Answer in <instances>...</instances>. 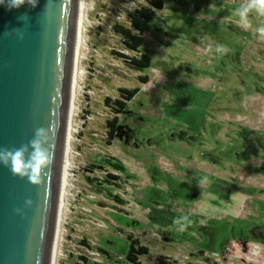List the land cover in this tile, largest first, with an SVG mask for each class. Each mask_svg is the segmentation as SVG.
Returning <instances> with one entry per match:
<instances>
[{"label": "rangeland", "instance_id": "374dc122", "mask_svg": "<svg viewBox=\"0 0 264 264\" xmlns=\"http://www.w3.org/2000/svg\"><path fill=\"white\" fill-rule=\"evenodd\" d=\"M164 2L141 47L151 67L138 71L113 53L133 55L111 27L128 25L147 0H81L70 187L60 195L55 264L79 255L91 264V252L101 262L129 264L128 233L150 248L141 264H158L160 256V264H197L196 247L209 253L205 264H220L225 246L243 238L264 248V42L238 27L234 10L242 0ZM261 19L252 17L253 28ZM217 43L228 54L205 51ZM134 87L140 92L109 145L105 121L114 114L104 99ZM102 159L121 162L130 177ZM185 215L192 223L179 231L173 219Z\"/></svg>", "mask_w": 264, "mask_h": 264}, {"label": "water", "instance_id": "95a60500", "mask_svg": "<svg viewBox=\"0 0 264 264\" xmlns=\"http://www.w3.org/2000/svg\"><path fill=\"white\" fill-rule=\"evenodd\" d=\"M79 18L80 0L0 5V148L27 144L43 127L54 154L39 185L0 164V264L51 263ZM13 28L23 40L6 35Z\"/></svg>", "mask_w": 264, "mask_h": 264}, {"label": "clouds", "instance_id": "9594fccd", "mask_svg": "<svg viewBox=\"0 0 264 264\" xmlns=\"http://www.w3.org/2000/svg\"><path fill=\"white\" fill-rule=\"evenodd\" d=\"M25 3L35 8L38 0H0V5H6L11 10L20 8ZM238 17L237 25L244 31L251 32L252 36L260 42H264V19H261L257 26L253 28L252 17L264 18V0H242L239 6L234 10ZM20 20L27 22L28 15L22 14ZM15 34L19 40H23L25 33L20 28H13L6 35ZM220 56L228 54L229 48L221 43L208 44L206 52H212ZM54 162V154L50 145V132L43 127L35 130L33 138L18 148H0V164L8 167L13 176H19L21 179H27L32 185H39L46 173ZM206 179V178H205ZM32 200L25 201L27 206L32 205ZM17 214L23 215L22 209H15ZM192 221L185 215L173 219V224L179 231H184L190 227Z\"/></svg>", "mask_w": 264, "mask_h": 264}, {"label": "trees", "instance_id": "16d2710c", "mask_svg": "<svg viewBox=\"0 0 264 264\" xmlns=\"http://www.w3.org/2000/svg\"><path fill=\"white\" fill-rule=\"evenodd\" d=\"M164 0H147V5H142L135 9L129 15L128 25H123L121 23H114L111 27L112 31L119 35L122 42V47L129 53H133V55H128L121 53L120 51H113L114 54L119 56V58L123 59V61L134 70L141 71L144 68H150L152 64V58L149 54L142 52L141 47L144 43V35L147 31L148 24L153 21L155 17V10H161L164 7ZM140 81L142 83H147L149 81V76L147 74L140 76ZM119 97L116 99H111L110 97H106L105 104L107 107H110L113 110V117L106 119L105 127H106V142L107 144H111V141L118 139L120 136L119 131L120 127L124 126L120 123V115L123 117L128 101L132 100L139 92L140 87L134 88H119ZM129 127V125H125ZM131 129L129 128L128 138L125 136L122 140L124 143H129V137L131 136ZM107 161L108 164L114 165L116 170L122 176L126 174L124 173L125 168L121 162L113 163L110 159H102ZM124 171V172H123ZM129 177V176H126ZM108 178L118 180L119 177L116 175H108ZM108 181V180H107ZM107 183H111L110 181ZM107 190V189H105ZM110 196H113L114 199L119 201L120 204H124L121 197L113 195V191L111 189L107 190ZM143 233V232H142ZM261 236V235H260ZM127 240H129V248L125 253V260L129 264H141L140 256L148 255L149 249L147 246L140 244L139 239L134 237L132 234H126ZM264 240V237H261ZM242 241H248L246 238H243ZM199 252L202 253L203 247H199ZM202 248V249H201ZM89 250H92L88 247ZM161 258H159V261ZM89 260L84 255H79L73 262V264H88ZM91 264H107L106 262H97L93 261Z\"/></svg>", "mask_w": 264, "mask_h": 264}, {"label": "bare ground", "instance_id": "6f19581e", "mask_svg": "<svg viewBox=\"0 0 264 264\" xmlns=\"http://www.w3.org/2000/svg\"><path fill=\"white\" fill-rule=\"evenodd\" d=\"M80 4H81V0H80ZM84 4V3H83ZM84 15V14H83ZM83 15H82V5H80V18H79V26H78V38H77V46H76V53H75V59H74V63L75 65L73 66V74H72V80H71V85H70V92H69V104H68V121H67V129H66V133H65V147H64V160H63V169H62V175H61V181H60V186H59V200H58V204H59V215H57V223H56V230H55V234H54V243H53V250H52V254H51V263L50 264H55L54 263V260H55V251H54V248H55V243H56V239H57V232L59 231V223L58 221H60L61 217V206H62V202H61V191L63 192L64 190V193L66 192L68 194V191H69V187H70V183L69 181H66V171H67V168H68V179H69V176H70V173H69V169H70V162H69V158H68V155H69V152H70V139H71V122H70V118L72 117V112H73V99H74V94H75V84H76V64H77V55H78V49H79V46H80V43L82 42V39H81V23H82V20H83ZM83 73V72H82ZM66 196V194L64 195ZM63 207V206H62ZM57 247V246H56ZM56 249V248H55ZM59 253V252H58ZM58 255V254H57ZM56 261V260H55Z\"/></svg>", "mask_w": 264, "mask_h": 264}, {"label": "built area", "instance_id": "2783aa9c", "mask_svg": "<svg viewBox=\"0 0 264 264\" xmlns=\"http://www.w3.org/2000/svg\"><path fill=\"white\" fill-rule=\"evenodd\" d=\"M227 256L226 258H222L220 260V264H237L235 263L236 260L240 261L242 257L241 264H264V260H262V254L264 248L257 242H251L248 247L246 248L245 252H242L241 249H236L231 251L230 247H226ZM93 255V260L97 262H101L99 260V253L91 252ZM241 254V255H240ZM208 253H204V256H208ZM185 258V255H182ZM202 264H205L204 262Z\"/></svg>", "mask_w": 264, "mask_h": 264}, {"label": "flooded vegetation", "instance_id": "af4514ba", "mask_svg": "<svg viewBox=\"0 0 264 264\" xmlns=\"http://www.w3.org/2000/svg\"><path fill=\"white\" fill-rule=\"evenodd\" d=\"M161 237V236H160ZM162 239H163V236H162ZM167 239H169L168 237H167ZM243 239H240L239 240V243L238 244H235V247H234V249H231V251H234V250H236V249H241V247L242 246H244V248H245V250H246V248L248 247V245L251 243V242H256V241H242ZM258 243V242H257ZM225 247H229V246H225ZM204 253H208V252H206V250H204L203 249V251H202V253L201 252H199L198 251V254L201 256V257H208V256H210V255H208V256H204ZM209 254V253H208ZM264 257V251H263V254H262V258ZM201 263H203V261L201 260L200 261ZM235 263H237V264H241V261H239V260H236L235 261Z\"/></svg>", "mask_w": 264, "mask_h": 264}, {"label": "crops", "instance_id": "0c3cea01", "mask_svg": "<svg viewBox=\"0 0 264 264\" xmlns=\"http://www.w3.org/2000/svg\"><path fill=\"white\" fill-rule=\"evenodd\" d=\"M120 175H121V174H120ZM123 177H126V176L123 175ZM129 177H130V176H129ZM128 180H129V181H127V182H128V185H129V183L132 182V181H131L130 179H128ZM128 185H127V186H128ZM135 207L137 208L136 205H135ZM142 232L147 233L146 231H142ZM154 234H155V233H154ZM155 237H157V236H155ZM157 238H158V237H157ZM246 240H247V239H246ZM140 244H141V243H140ZM178 244H179V243H178ZM169 246H170V244H169ZM190 248H192V250H193L195 247H190ZM148 249H149V253H150V248H148ZM201 249H202V248H201ZM199 250H200V248H199V247H196V248H195V251H194L195 253H193V252L191 253L192 255H195V254H196L195 256L198 257V258H200V259H198V263H197V264H201L200 261H201V259H202L201 256L198 254V251H199ZM241 250H242V252H245V248H244V246L241 247ZM90 251H91V250H90ZM165 251H166V250H165ZM149 253H148V254H149ZM169 253H170V252H168V255H166V256H170ZM240 255H241V254H240ZM161 257H162V256H160V258H161ZM242 260H244V259L241 257V258H240V261L242 262ZM194 261H195V260H194ZM194 261H191L190 264H193L192 262H194ZM160 262H161V260L159 261L158 264H160ZM106 263H107V264H112V262H106ZM194 263H195V262H194ZM166 264H169V263H166ZM195 264H196V263H195ZM245 264H247V263H245Z\"/></svg>", "mask_w": 264, "mask_h": 264}]
</instances>
